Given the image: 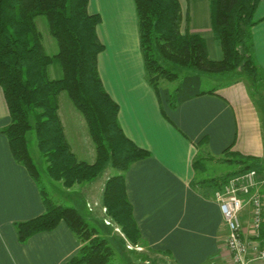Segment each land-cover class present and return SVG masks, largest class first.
I'll list each match as a JSON object with an SVG mask.
<instances>
[{"label":"crops","instance_id":"1","mask_svg":"<svg viewBox=\"0 0 264 264\" xmlns=\"http://www.w3.org/2000/svg\"><path fill=\"white\" fill-rule=\"evenodd\" d=\"M180 2L183 12L186 6L189 14L191 33L206 41L210 59L222 60L223 50L213 32L210 0ZM88 11L101 17L97 34L104 50L98 57V68L106 92L119 106L118 121L125 135L150 154L132 164L125 174L128 199L142 235V251L128 253L130 264H142L140 260L145 258L148 260L144 264H231L228 231L215 201V192L223 182L212 181L219 177L200 175L207 174L206 163H227V154L260 158L264 167V106L253 99L247 82L237 83L231 76L223 87L208 90L213 93L207 91L174 106L169 84L175 82L162 81L156 91L147 81L135 1L89 0ZM256 18L260 22L253 28L252 57L264 71V1L258 6ZM76 110L66 109L63 115L60 109L65 134L78 160L93 164L95 148L90 146L87 123ZM10 123L1 88L0 264H67L82 244L65 222L24 243L18 238L16 224L42 215L45 204L40 185L15 160L2 133ZM102 180L81 185L83 188L74 192L69 190L76 186L67 190L69 198L80 202L92 220L101 223L102 211L90 206L92 200L102 199L106 183L99 185ZM59 189L66 195L63 187ZM241 220L250 237L249 206L242 211ZM104 226L111 234L110 227Z\"/></svg>","mask_w":264,"mask_h":264},{"label":"trees","instance_id":"2","mask_svg":"<svg viewBox=\"0 0 264 264\" xmlns=\"http://www.w3.org/2000/svg\"><path fill=\"white\" fill-rule=\"evenodd\" d=\"M134 1L149 84L158 91L162 81L180 80L169 66L191 72L181 79L176 94H170L174 106L207 93L200 89L204 74H223L247 82L253 99L264 106V71L252 57L253 28L260 22L256 11L264 0H210L213 32L223 50L220 61L210 59L206 41L191 33L188 13L183 28L180 0ZM88 5L89 0H0V87L11 118L2 133L15 160L40 185L45 204L42 215L16 224L20 242L65 222L82 244L67 264H114L108 239L76 208L57 204L42 186L28 139V133L34 131L48 176L67 189L95 183L108 171H117L106 181L101 203L108 218L122 228V241L141 246L142 235L128 199L125 174L132 164L150 154L125 135L118 121L119 106L104 88L98 68V57L104 50L97 34L101 17L91 15ZM39 16L45 17L57 43L55 55L45 49L36 25ZM53 66L61 70V78L50 77ZM63 93L87 123L96 149L93 164L78 160L67 140L59 113ZM225 162L237 169L212 180L222 185L231 177L251 170L263 173L264 169L260 158L238 153L227 154ZM261 238L264 241V223Z\"/></svg>","mask_w":264,"mask_h":264},{"label":"rangeland","instance_id":"3","mask_svg":"<svg viewBox=\"0 0 264 264\" xmlns=\"http://www.w3.org/2000/svg\"><path fill=\"white\" fill-rule=\"evenodd\" d=\"M182 2H183V4L185 3L184 0H182ZM184 10L185 11L183 12V16H184L183 28H185V19H186V15H187L186 6H184ZM36 25H37L39 31L41 32V34L43 36V43H44V46H45L47 53L51 56L57 54L58 53V46H57L55 39L51 36V34L49 32L47 21H46L45 17L44 16L37 17L36 18ZM169 67L173 70V72L178 73L181 77L180 80L176 81L175 83L169 84L172 95H175L176 92H174V90L181 84V82H182L181 79L183 77H185L186 75L190 74L191 72H185L184 70H181L178 67H173V66H169ZM61 76H62V72L58 67L53 66L50 68V77L52 79H59V78H61ZM203 80H204V82L201 85V87L203 90L208 91V90H211L213 88L220 87V86L223 87V84H225L226 82H229L231 80V78H230V76L228 77V75L204 74ZM237 83H241V82H237ZM0 89H1V87H0ZM59 107H60V109H62L63 115H64V111L66 112V109L73 108L74 110H76L73 103L71 102L69 96L66 93H63L60 95ZM76 111L78 112V110H76ZM59 112H60V110H59ZM84 121H85V119H84ZM28 139L30 141L29 146H30L31 155H32V157H33V159H34V161H35L36 165L38 166V169L41 173L42 186L45 187V189L50 193V197H52V199H54L55 202H59L61 205H64L66 207H74L77 210L79 209L78 211L80 212L81 215H83V217L86 219V221L92 227L96 228L102 237L108 239L110 246L113 248V251H114V256L112 258V262L114 264H130V262L127 258L128 253L132 252V251L133 252L142 251L141 246L140 247L137 246L141 249V250H138L137 247L133 246L132 244L130 245L129 243H127V246H126V243L124 244V242L121 239V237L125 238V235L122 232V228L118 224L114 223L113 221H111L108 218L107 210H106V208H104L102 206V203L99 200H92V206L91 207L93 209H99L102 211V214H103L102 223L95 221V220H92V218H91L92 215L89 214L88 210L85 207L81 208V205L79 206L80 202L76 203L74 199L69 198L68 197L69 195H67V193H69V191L74 192L75 190H81V188H83L82 187L83 185L82 186L76 185L75 189L69 190V189L65 188L62 183L51 180L50 177L48 176V173H47V164L45 162V159L38 149L37 138H36L34 131L28 133ZM90 142H91L90 146L92 148H95L93 141H90ZM95 152H96V149H95ZM84 159H86V161H91V160H88L89 158H87V157H85ZM206 165L208 167V172L206 175L201 174L200 175L201 178H208V179L215 178V177L220 178V176L224 177V176L228 175L229 172L232 173L233 171H235L237 169V168L235 169L234 166L229 165V164L224 163V162L206 163ZM117 173H118L117 171L111 170V173L108 174V178H107V176L103 177V180L99 183V185H101L103 181L104 182L107 181L113 174L115 175ZM61 186L63 187L64 192H66V195L64 193L60 192L61 189L58 190V187L62 188ZM86 186H88V184ZM67 190H69V191H67ZM97 196L100 197L99 191L97 193ZM72 201H74V202H72ZM105 220L111 221V226H108L111 229V234H108L105 232V226H104V224L106 225ZM146 260H148V258L142 259L140 261L142 262V264H144L143 262Z\"/></svg>","mask_w":264,"mask_h":264},{"label":"built area","instance_id":"4","mask_svg":"<svg viewBox=\"0 0 264 264\" xmlns=\"http://www.w3.org/2000/svg\"><path fill=\"white\" fill-rule=\"evenodd\" d=\"M264 172L251 170L231 177L215 192L227 228V247L231 264H264V241L261 230L264 223ZM246 206L251 209V236L245 234L241 214ZM90 208H92L90 206ZM111 226L110 220H105ZM138 250H141L137 247Z\"/></svg>","mask_w":264,"mask_h":264}]
</instances>
